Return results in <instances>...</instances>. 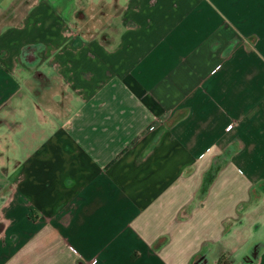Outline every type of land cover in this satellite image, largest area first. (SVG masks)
Returning a JSON list of instances; mask_svg holds the SVG:
<instances>
[{
    "label": "crops",
    "instance_id": "0c3cea01",
    "mask_svg": "<svg viewBox=\"0 0 264 264\" xmlns=\"http://www.w3.org/2000/svg\"><path fill=\"white\" fill-rule=\"evenodd\" d=\"M17 1L0 264H264V0Z\"/></svg>",
    "mask_w": 264,
    "mask_h": 264
},
{
    "label": "built area",
    "instance_id": "2783aa9c",
    "mask_svg": "<svg viewBox=\"0 0 264 264\" xmlns=\"http://www.w3.org/2000/svg\"><path fill=\"white\" fill-rule=\"evenodd\" d=\"M106 12L104 9L97 7L93 3L88 4L87 11H80L78 13L77 19H83L84 22L86 21L85 26H81L78 24L72 25L70 27V34L73 36H80L84 39H90L96 36V33L99 31V25L101 24ZM88 23V24H87ZM94 263V260L92 261Z\"/></svg>",
    "mask_w": 264,
    "mask_h": 264
},
{
    "label": "rangeland",
    "instance_id": "374dc122",
    "mask_svg": "<svg viewBox=\"0 0 264 264\" xmlns=\"http://www.w3.org/2000/svg\"><path fill=\"white\" fill-rule=\"evenodd\" d=\"M21 1H23V2L20 3V1H17V2L14 4V6H12L13 10H15L17 13H20V12L22 13V12L24 11L25 7H26V0H21ZM27 1H28V0H27ZM86 6H88V3H87ZM12 8H11V9H12ZM83 10H84V8H80V9L78 10V12H79V11H83ZM108 17H109V13L107 12L106 15L104 16V18H103L101 24H100V23L97 24V25H99V28H100V29L106 28V27L108 26V20H107ZM76 24L81 25V26H85V25H86V21L84 22L83 19H77ZM87 24H88V23H87ZM100 29H99L98 32L101 31Z\"/></svg>",
    "mask_w": 264,
    "mask_h": 264
},
{
    "label": "trees",
    "instance_id": "16d2710c",
    "mask_svg": "<svg viewBox=\"0 0 264 264\" xmlns=\"http://www.w3.org/2000/svg\"><path fill=\"white\" fill-rule=\"evenodd\" d=\"M210 176L208 178H206V181L209 180Z\"/></svg>",
    "mask_w": 264,
    "mask_h": 264
}]
</instances>
